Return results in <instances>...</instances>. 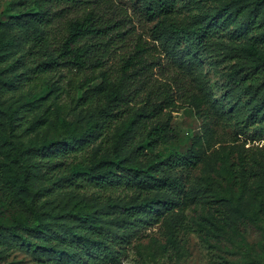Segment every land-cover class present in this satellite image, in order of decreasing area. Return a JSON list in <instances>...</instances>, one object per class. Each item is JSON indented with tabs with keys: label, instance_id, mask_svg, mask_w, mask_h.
Instances as JSON below:
<instances>
[{
	"label": "trees",
	"instance_id": "1",
	"mask_svg": "<svg viewBox=\"0 0 264 264\" xmlns=\"http://www.w3.org/2000/svg\"><path fill=\"white\" fill-rule=\"evenodd\" d=\"M134 1L180 72L181 102L202 101L238 133L264 136V0H198L211 7L181 19L177 0ZM130 21L114 0H0V261L20 253L37 264H117L161 221L177 247L192 205L210 247L228 236L241 244L246 226L264 231L263 189L244 197L264 180V158L218 154L191 185L202 159L169 146L174 92L152 82L159 57L131 38ZM211 47L230 63L228 112L197 79ZM33 135L41 137L25 141Z\"/></svg>",
	"mask_w": 264,
	"mask_h": 264
},
{
	"label": "rangeland",
	"instance_id": "2",
	"mask_svg": "<svg viewBox=\"0 0 264 264\" xmlns=\"http://www.w3.org/2000/svg\"><path fill=\"white\" fill-rule=\"evenodd\" d=\"M114 1L127 10L131 19L129 27L133 31L131 38L136 34L141 35L154 47V53L159 57L160 66L154 69L152 82L155 84L167 82L172 87L177 106L169 111L173 136L169 146L176 149L188 148L202 159V163L191 175V185L200 184L209 170L206 165L207 161L216 159L218 154L230 151L234 158L239 154L259 159L264 158V136H256L253 129L243 134L238 133V128L233 123L221 122L213 117L207 105L202 101L195 106L181 102L180 95L186 85L178 79L180 72L170 63L169 56L160 44V40L154 41L152 38L151 29L155 22L150 23L139 15L137 11L139 5L134 0ZM177 7L178 15L176 18L181 19L191 17L200 11L203 12L209 9L211 4H199L198 0H177ZM218 39L228 44L230 42L241 44L245 41L244 38L238 37L231 38V41L227 40L228 37H218ZM218 53H220L218 48L211 47L210 52L206 53L205 57L199 58L202 69H200V75L198 74L197 79H202L204 84L208 85L213 98L227 111V109L230 110V106H226L222 87L223 76L230 63L228 58L218 57ZM26 66V63H21L20 70ZM183 79L188 81L184 77ZM191 83L194 85L197 82ZM55 107L60 116L66 117L67 120H75V114L69 110V107H64L61 104ZM40 137L33 135L26 138L25 141L30 144L36 143ZM3 160L4 158L0 154V163ZM258 187L263 189L261 200L264 208V180L251 181L244 197L251 200L253 191ZM202 216V208L197 205H192L185 212L184 231L186 232L179 236L182 238V243L173 248L168 243V235L163 221L140 231L137 238L125 248L117 264H264V231L253 226H246L241 232V244L237 243L233 237L228 236L229 241L224 242L225 247H210L200 238L195 225V221ZM0 264L37 263L23 254L16 253L11 254L6 260L0 261Z\"/></svg>",
	"mask_w": 264,
	"mask_h": 264
}]
</instances>
